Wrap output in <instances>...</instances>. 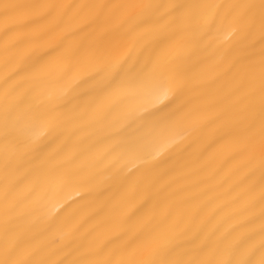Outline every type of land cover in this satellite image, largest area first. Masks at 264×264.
Masks as SVG:
<instances>
[{
  "label": "bare ground",
  "instance_id": "obj_1",
  "mask_svg": "<svg viewBox=\"0 0 264 264\" xmlns=\"http://www.w3.org/2000/svg\"><path fill=\"white\" fill-rule=\"evenodd\" d=\"M0 264H264L262 0H0Z\"/></svg>",
  "mask_w": 264,
  "mask_h": 264
},
{
  "label": "snow or ice",
  "instance_id": "obj_2",
  "mask_svg": "<svg viewBox=\"0 0 264 264\" xmlns=\"http://www.w3.org/2000/svg\"><path fill=\"white\" fill-rule=\"evenodd\" d=\"M262 5H264V0H262Z\"/></svg>",
  "mask_w": 264,
  "mask_h": 264
}]
</instances>
